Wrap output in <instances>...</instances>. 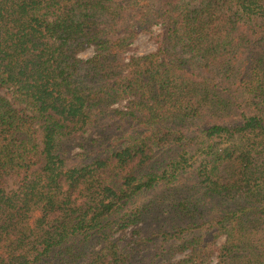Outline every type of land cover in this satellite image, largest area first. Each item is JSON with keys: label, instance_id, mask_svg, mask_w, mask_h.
Here are the masks:
<instances>
[{"label": "trees", "instance_id": "1", "mask_svg": "<svg viewBox=\"0 0 264 264\" xmlns=\"http://www.w3.org/2000/svg\"><path fill=\"white\" fill-rule=\"evenodd\" d=\"M152 238L150 264H264V0H0V264H135Z\"/></svg>", "mask_w": 264, "mask_h": 264}, {"label": "rangeland", "instance_id": "2", "mask_svg": "<svg viewBox=\"0 0 264 264\" xmlns=\"http://www.w3.org/2000/svg\"><path fill=\"white\" fill-rule=\"evenodd\" d=\"M160 31V26L159 25H153L150 33H142L140 34L131 44L129 50L125 53L124 57L126 59V61L128 60L129 57L136 55V56H142V55H146L150 52H153L155 50L156 44H155V40H154V36L156 34H158ZM93 48L89 47L86 50L80 52L79 56L81 59L85 60L90 58L93 55ZM111 111L114 109H118V110H124L125 109V102L122 103H117L115 105H113L111 108ZM114 120H103V122L101 123H94L92 125V127L83 135H80L78 137H74L72 139H68L67 143L65 144L66 147V157H73L74 155H78L80 152H82V145L85 148L90 149L91 146V142L92 140H100L102 135L101 133H103L102 129H100L101 126L106 127V129L108 128L109 130H105V132H110L112 125H114V127L116 128L117 124ZM201 158H197L196 160H194L195 162L192 164V166H190V168H188V172L185 175H182V177H180V186L179 188L183 187H187V189H190L194 194L197 195H202L204 194L203 192H205L204 186L202 185V178L198 177V173L196 172V170L198 169V167L201 165ZM198 171V170H197ZM178 184V183H177ZM179 188L176 190L178 191ZM186 190V189H185ZM176 193V192H175ZM174 193V194H175ZM158 193L156 192L155 195H157ZM191 194V193H190ZM189 193H187L186 190V194L182 196V194H178L175 195L176 197H180L183 198L186 195H190ZM153 193H150L149 195L139 199V203H145L148 199L153 198L155 196ZM192 195V194H191ZM207 202L205 203V205L207 206L206 208H209V212L207 211L209 217H215L217 214H219V209H221V204L219 202V198H213V197H206ZM212 209L214 210L213 212ZM169 225V224H168ZM170 226V225H169ZM159 226L155 223V221H152V223L150 225H138V228H140V232L141 235L143 237L146 236H151V233H157V228ZM135 227H131L128 228L127 230H123V231H119L116 235L118 238L122 239L123 235L124 236V243L126 244L129 239V236L132 234L133 230H135ZM125 238H127L125 240ZM224 236L219 237L218 239V246L219 244H222L224 242ZM161 240L157 239V238H152V242L149 244L148 247H145L144 251L140 254V256L138 257V255H135V264H150L153 256L155 254V251L157 249H159ZM124 245V244H123ZM180 256H176L175 260L179 259ZM216 261L215 258H213V262Z\"/></svg>", "mask_w": 264, "mask_h": 264}]
</instances>
